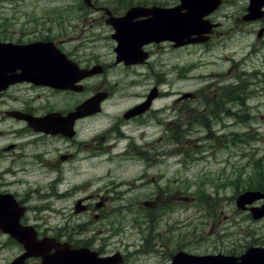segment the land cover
Listing matches in <instances>:
<instances>
[{
    "label": "rangeland",
    "instance_id": "obj_1",
    "mask_svg": "<svg viewBox=\"0 0 264 264\" xmlns=\"http://www.w3.org/2000/svg\"><path fill=\"white\" fill-rule=\"evenodd\" d=\"M115 1L0 0V27L8 28L9 35L14 37L22 30L50 31V35L56 37L60 19V38H70V46H77L82 54H89L94 49L99 55L113 58L112 43L108 41L105 28L88 27L86 32L91 39L83 40L82 37H86L83 32L86 14L92 18L89 3L115 6ZM133 1L179 4L178 0ZM249 5L250 0H226L213 15L219 28L207 46H193L161 56L166 65L176 66L174 70L170 67L161 69L171 71L174 89L198 94V104H193L195 112L204 108L209 112L212 104H219L223 114L217 121L212 120L209 127H206L207 123L212 122L210 118L214 115L205 116L201 126L182 128V132H177L175 145L168 140V131L160 127L157 135L166 136L167 143L161 147V154L169 156L160 158L143 184L136 183L146 171L142 162L134 165L123 160L105 161L98 156L95 168H85L87 163L82 161L81 174L75 178L67 174L66 179H60V187L52 185L50 177L28 176L16 186V191L23 196L33 193L35 198L48 196L53 208H60V217L51 212L44 213L50 217L53 228L60 223V229L73 232L78 224L85 223L93 230L87 233L89 235L116 236L112 239L116 248L132 245L128 251L135 252L144 240H148L146 251L159 250L158 256H141L134 260H137L135 264L163 262L172 249L184 245L188 247L186 251L193 254H241L249 246L263 247L264 217L253 219L252 212L244 209L241 202L238 204L240 194L257 190L249 188V184L264 178V16L246 20ZM163 52L160 51L157 57ZM186 64L192 68L185 72V79L180 78ZM155 65L156 71L160 72V67ZM112 76L121 85L130 84L126 100L143 90L140 86L132 87L133 82L139 81L131 73L126 78L123 74ZM148 87L151 88V84ZM235 87L239 88L235 93L238 99L232 100L228 91ZM162 89L168 87L164 85ZM129 99L118 109L131 107L133 103ZM172 100L158 101L156 107L174 106ZM116 112L119 111H112L113 114ZM0 130L4 129L1 127ZM109 171L112 174L107 178ZM152 177L157 179L156 182ZM110 181L115 185L104 187ZM58 191L60 196L65 193L67 196L55 200L54 193ZM89 194H94L92 202L106 206H93L89 217L73 214L78 198ZM104 197L106 200L103 201ZM152 201L156 206L149 205ZM93 214L99 215L98 219ZM12 257L11 251L0 252V264H10Z\"/></svg>",
    "mask_w": 264,
    "mask_h": 264
},
{
    "label": "flooded vegetation",
    "instance_id": "obj_2",
    "mask_svg": "<svg viewBox=\"0 0 264 264\" xmlns=\"http://www.w3.org/2000/svg\"><path fill=\"white\" fill-rule=\"evenodd\" d=\"M89 4L92 8L90 11L92 18L86 14L83 28L86 37L82 38L91 39L90 34L86 32L88 27L93 29L94 26H102L108 33V41L112 43L113 58L99 55L94 49L89 54H82L77 46H70L68 42L70 38H60V19L56 37L51 36L50 31L38 33L24 30L18 37L14 35L12 37L8 28L0 27V43L21 47V50L15 48L17 55L12 59V64L20 67L8 73L21 80L0 93V129L1 127L4 129L0 130V252H12L10 264H60V250L71 253L74 250L88 249L93 255L87 254L84 257L85 264H93L95 261H101L103 264H135L137 258L141 256L146 258H150L151 255L158 256L159 250L146 251L150 242L148 240H144L139 250L129 252L128 248L132 245L123 244L116 248L112 244V239L116 236L87 234L93 230H89L85 223L78 224L73 232L60 229V223L53 228L50 226V217L44 213L51 212L60 217V208H53L48 196L35 198L33 193L23 196L16 191V186L23 183L28 176H43L50 177L52 185L60 187V179H66L67 174H72L73 178L81 174L82 161L87 163L85 168L91 170L95 168L98 156L105 161L123 160L134 165L136 162H142L146 171L141 173V180L136 183L143 184L145 178H148L149 170L157 166L160 158L169 156L166 153L161 154V147L167 143L166 136L161 138L157 135L160 127L168 131V140L171 139L175 145L177 132H182V128L201 126L208 115H214L210 120L217 121L223 114L219 104H212L209 112L205 111V108L195 112L193 104H198V94L192 93L191 90L177 91L173 85L175 81L170 77L171 71H162L167 67L174 70L176 66L166 65L161 56L176 50L200 46L199 44L176 48L170 41L147 43L138 47L137 52L133 51L134 54L126 56V59L131 56L136 58L137 63L128 65L126 59L118 61L116 54L118 43L115 36L118 30L123 32L134 28L135 25L153 21L150 12L154 7L170 9L175 8L176 4H147L133 0H116L115 6ZM133 8L141 10L131 13ZM47 43L54 44L58 50L57 58H49L48 54H40L39 50L33 48ZM60 51L67 60L60 59ZM160 51L164 52L157 57ZM61 63L70 65L68 68L60 69ZM155 63L160 67V72L156 71ZM28 64L32 67H28ZM38 64L44 66L40 67ZM185 66L187 68L179 75L184 79L187 77L185 72L192 68L189 64ZM96 67L98 73L81 77L82 70L92 71ZM52 71L56 73V77L49 76ZM60 71L63 73L61 76ZM117 72L119 74H116ZM130 73L139 81L133 82L132 87L140 86L143 90L141 93L133 94L131 99L127 98L133 103L131 107L119 110V105L127 101L130 84L121 85L112 75L123 74L126 78ZM167 80L170 82L167 83ZM149 84L151 88H147ZM164 85L168 87L167 90L162 89ZM94 98L98 101L94 113L75 119L70 118L81 105ZM171 98L174 106L156 107L158 101ZM113 110L119 112L113 114ZM130 111L134 113L130 114ZM212 123L213 121L207 123L206 127ZM108 173L107 178L111 177L112 171ZM151 179L153 182L157 180L155 177ZM90 183L95 185L93 181ZM112 185L115 184L110 181L104 187L109 188ZM108 191L111 192L109 189ZM54 196L55 200L60 201V197L67 194L60 196L58 191ZM35 200L37 202H34ZM93 200L94 194L78 198L73 214L79 213L89 217L93 206H106L104 203L98 205L92 202ZM149 205L156 206V202L152 201ZM103 211L105 216V207ZM92 216L97 219L99 217L97 214ZM75 231L78 233H74ZM28 248L34 252L32 251V256L24 257ZM187 248L184 245L172 249L170 256L157 264H169L183 251L191 254L186 251ZM57 253L59 260L54 263L51 257ZM233 254L237 256L236 253ZM113 257L117 258L108 261ZM135 259L137 260L134 261ZM62 264L74 262L71 259Z\"/></svg>",
    "mask_w": 264,
    "mask_h": 264
},
{
    "label": "water",
    "instance_id": "obj_3",
    "mask_svg": "<svg viewBox=\"0 0 264 264\" xmlns=\"http://www.w3.org/2000/svg\"><path fill=\"white\" fill-rule=\"evenodd\" d=\"M179 1L181 4L174 9L168 10V9L153 8L151 12L156 10L154 14L155 20L153 21L135 25L134 28L130 30H125L123 32L118 30L117 35H115L118 40V47L116 48L118 61L126 59V56L132 55L133 51H136L138 47L151 42L170 40L176 43L175 44L176 47H180L187 43H204L208 41L209 39L208 34H210L212 32V29L217 25L211 24L210 21L206 20V17L209 16L212 12H214L222 4L223 0H179ZM250 1L251 3L248 8L249 15L245 19L251 20L263 16L264 12H262V8L264 7V0H258L259 2L257 0H250ZM140 10H141L140 8H133L131 10V13L139 12ZM129 15L130 13L128 14V16ZM195 35L197 37L191 39V36H195ZM15 48L17 50L20 48L21 50V47H14L11 44H0V91L4 90L10 84L21 80L16 78L14 75L8 74L10 73L11 70L15 69L16 67H20V65L12 64V59H14L15 56L17 55ZM33 48L34 50L35 49L39 50L40 54L43 55L48 54L49 58L54 59L58 57L57 54L58 50H56L52 44L49 43L43 44L42 46L41 45L35 46ZM39 58H41V56ZM60 59L66 60L65 55L60 53ZM131 59L132 58H127L126 63L129 64V63L137 62L136 58H134L133 61H131ZM38 65L40 67L44 66L42 64H38ZM69 65L70 64L68 63H63V64L61 63L60 69L64 67L68 68ZM27 66L32 67L31 64H28ZM53 66L57 68L56 65ZM97 71H98V67L90 72L82 71L81 77L90 76L94 73H97ZM61 74L63 73L60 71V76ZM55 75L56 73H53V71L52 73L51 72L49 73V76H55ZM96 101L97 99L95 98L89 100L88 102L80 106L76 113L70 115V118L75 119L86 114L94 113L96 107ZM130 113L133 114L134 111H131ZM258 200H264V193L258 191H248L239 197L238 204L239 202H241V205H243L244 206L243 208H245L247 204H253ZM251 211L253 214V218L264 217V206H262L261 208H253L251 209ZM27 244L28 243H26V245ZM32 251H33L32 249L28 248V253L24 257H28L29 255H31ZM86 252L89 251L85 249H81L80 251H75L71 253L60 251V264H62L64 261L68 262L71 259H73L74 264H81L80 262L85 264L83 259L84 257L87 256ZM52 260L54 263H57V261L59 260V256L58 255L53 256ZM95 262L93 264H103L101 261H98L97 263ZM172 264H264V248H260V247L250 248L246 251L245 254H243L240 257L225 256L222 254L216 256L213 255L195 256V255L180 253L179 255L173 258Z\"/></svg>",
    "mask_w": 264,
    "mask_h": 264
},
{
    "label": "trees",
    "instance_id": "obj_4",
    "mask_svg": "<svg viewBox=\"0 0 264 264\" xmlns=\"http://www.w3.org/2000/svg\"><path fill=\"white\" fill-rule=\"evenodd\" d=\"M242 90V89H240ZM235 93H238V92H235L234 90L232 91H228V97L231 98L232 100L234 99H238L236 96H235ZM226 94V93H225ZM239 99H241L239 97ZM249 188L251 189H257V190H261L262 192H264V178H259V180L254 183V184H249Z\"/></svg>",
    "mask_w": 264,
    "mask_h": 264
}]
</instances>
